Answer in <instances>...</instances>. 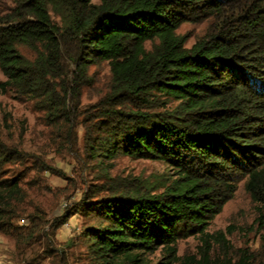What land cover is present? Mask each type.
Segmentation results:
<instances>
[{
	"label": "trees",
	"instance_id": "trees-1",
	"mask_svg": "<svg viewBox=\"0 0 264 264\" xmlns=\"http://www.w3.org/2000/svg\"><path fill=\"white\" fill-rule=\"evenodd\" d=\"M190 22L209 25L188 47L178 32ZM102 62L111 79L95 106L94 136L75 110ZM0 70L1 92L30 102L48 128L84 125L101 166L129 157L173 171L162 192H115L88 206L90 264H174L179 241L198 234L209 246L208 226L241 182L264 230V0H19L0 11ZM162 98L175 104L155 111ZM26 155L0 135V233L17 255L41 233L27 180L3 171ZM44 237L51 264H70ZM159 251L166 262L148 258ZM223 264L264 261L241 250Z\"/></svg>",
	"mask_w": 264,
	"mask_h": 264
},
{
	"label": "rangeland",
	"instance_id": "rangeland-1",
	"mask_svg": "<svg viewBox=\"0 0 264 264\" xmlns=\"http://www.w3.org/2000/svg\"><path fill=\"white\" fill-rule=\"evenodd\" d=\"M17 1L0 0V11ZM101 1L92 0L95 4ZM208 25V22L185 23L178 33L186 37L187 46L191 47L204 35ZM24 53L30 56L28 50ZM89 76L91 80L82 88L75 115L78 122L87 120V133L95 136L98 120L95 106L109 92L111 73L108 63L93 65ZM4 80L0 70V83ZM165 101L168 106H173V101L162 98L155 105V111H162ZM88 118L93 120L88 122ZM72 126L54 131L46 126L41 113L30 102L16 100L0 90L1 138L28 154L25 161L6 164L3 171L27 180V194L39 207L29 210L39 215L37 221L41 229L31 245L18 248V255L13 239L0 233V264H51L53 259L46 253L44 234L53 238L55 250L67 254L70 264H90L84 232L94 225L95 218L88 206L95 204L97 198L115 192L159 193L174 178L171 168L157 160L120 157L112 165L101 166L89 156L90 145L83 137L84 125L72 123ZM257 215V205L241 182L234 197L208 226L206 232L212 237L209 246L199 234L182 239L178 243L179 259L174 264H223L227 258H237L241 250L253 253L258 263L264 261L261 252L264 230L256 222ZM66 218V223L61 225ZM27 224L28 221L20 223L21 226ZM218 232L223 233L226 243L216 237ZM37 237L43 240L39 241ZM148 258L153 262L167 261L162 251Z\"/></svg>",
	"mask_w": 264,
	"mask_h": 264
}]
</instances>
